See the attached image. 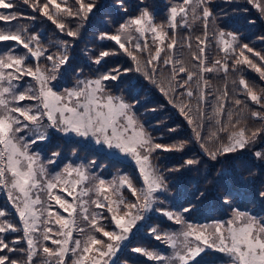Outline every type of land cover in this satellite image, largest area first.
<instances>
[{"label":"snow or ice","instance_id":"1","mask_svg":"<svg viewBox=\"0 0 264 264\" xmlns=\"http://www.w3.org/2000/svg\"><path fill=\"white\" fill-rule=\"evenodd\" d=\"M222 4L264 22V0ZM216 8L174 0L158 20L147 0H0V264H264V181L253 182L264 172V85L248 76L264 82V47L228 30L229 11ZM98 17L94 46L74 57ZM37 21L64 38L44 41ZM112 57L126 59L109 66ZM214 78L223 86L213 90ZM145 89L176 110L187 137L164 143L149 130L144 117L158 109L140 112ZM81 152L134 174L107 178ZM165 153L178 154L172 167L154 163ZM206 162H228L212 181L227 216L198 223L196 203L177 202L178 180ZM249 185L259 212L237 203ZM153 213L177 227L151 224ZM140 231L159 246H131Z\"/></svg>","mask_w":264,"mask_h":264},{"label":"trees","instance_id":"2","mask_svg":"<svg viewBox=\"0 0 264 264\" xmlns=\"http://www.w3.org/2000/svg\"><path fill=\"white\" fill-rule=\"evenodd\" d=\"M107 4H111V0H105ZM137 0H132V3H136ZM147 2L151 5V8L159 12L158 20L162 19L165 14L166 5L174 0H147ZM217 8L216 12L219 13L221 10V6L224 10L229 11V24L228 30H239L242 36L247 37L248 41L252 44L256 45L257 48L264 47V45H260L259 42L256 40V36L260 34H264V22L257 21L255 26L247 25L244 14L242 13H231L230 8L232 6L223 5L222 0H216ZM25 11H30L25 9ZM105 11H108L106 9ZM100 26V17L88 27L87 33L84 34V40L79 43L78 47L74 52V57H79L82 55L81 49L85 47V44L91 45L90 38L92 37L95 30H97ZM34 28L38 32L41 33L42 39L44 41H51L57 38H64L62 36H58L57 30L50 22L47 21H37ZM186 30H181L180 35H184ZM201 31L200 26L196 25L193 35L199 34ZM105 44H110V42L105 41ZM215 48H210L209 55L212 58H215ZM183 56L185 59L189 58L188 52L185 50L183 52ZM126 58L124 57H112L110 58L109 66H112L117 60L120 62H124ZM248 76L255 80L257 84L264 85V82L259 80V77L254 72H249ZM128 77H125L124 82L121 83L120 88L115 89L117 93L120 92L121 89H125L127 87ZM223 86V81L219 79H212V88L215 90L216 87ZM127 95V93H125ZM139 99L141 100V105L138 107L140 108V112H144L145 108L157 107V112L155 113H147L144 119L147 121V126L150 131H153V134L156 137L163 136L164 143H172L175 139L185 138L189 135L190 130L187 128L186 123L183 121V118L179 116L175 109L171 108V106L167 105V101L161 96L158 92L154 89L149 90L145 89L144 92L141 93ZM160 105H164L163 108L159 107ZM168 127H176V133H168ZM199 152L198 146L192 145L190 146L189 155L195 154ZM95 154L89 152H81L82 157H87V159H92ZM95 159L97 160L98 164L106 165L107 167L103 171V175L107 178L115 175L117 173V169L121 168L124 171H127L130 175L134 174L133 166L127 162L124 165L112 163L107 159H104L101 155H95ZM178 159V154L175 153H165L162 154L159 161H154V163H159L160 167H172L176 160ZM251 159V157H248ZM228 167V162H225L223 165L221 164H212L211 162H206L204 165L201 166L199 172L192 171L186 172L180 179L178 180L179 184V196H178V203H182L186 200H193L197 207L194 213L192 214L189 219H194L198 223H207L213 220H219L222 218H226L227 210L221 206L219 196L223 194L222 188H217L213 184V177H215L218 171L222 168ZM257 175L253 177V182L255 186L258 188L262 181H264V172H261L259 169H256ZM231 172V169H229ZM210 173V174H209ZM230 183H235L234 180L230 181ZM175 191V189H174ZM205 192V198H201L200 200H196L199 192ZM240 191L243 193L240 197H238L237 203L239 206L244 209L255 210L257 212L260 211L259 204H253L252 201V192L254 191L252 185H249L247 188H240ZM2 199V198H0ZM151 219L150 223L153 225L160 224L164 227H167L168 230H172L173 227L169 225L163 217L158 216L157 214L153 213L150 214ZM131 246H145L149 249L155 248L159 246V242L151 239L145 231H140L136 233L134 239L132 240ZM162 247V246H161ZM136 260H140L139 257H134Z\"/></svg>","mask_w":264,"mask_h":264},{"label":"rangeland","instance_id":"3","mask_svg":"<svg viewBox=\"0 0 264 264\" xmlns=\"http://www.w3.org/2000/svg\"><path fill=\"white\" fill-rule=\"evenodd\" d=\"M69 199L71 200V197H69ZM65 215H67V214L65 213Z\"/></svg>","mask_w":264,"mask_h":264}]
</instances>
